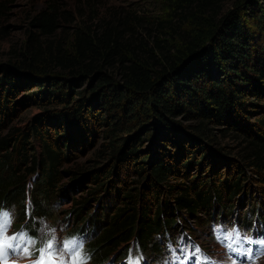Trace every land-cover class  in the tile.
I'll use <instances>...</instances> for the list:
<instances>
[{
  "label": "trees",
  "instance_id": "16d2710c",
  "mask_svg": "<svg viewBox=\"0 0 264 264\" xmlns=\"http://www.w3.org/2000/svg\"><path fill=\"white\" fill-rule=\"evenodd\" d=\"M222 1L171 0V18L181 23L178 26L171 19L156 23L159 31H169L171 40L151 32L141 39L131 28L135 17L113 7L93 17L91 25L82 22L69 29L66 43L57 37L64 35L66 27L59 23L61 13L55 1H47L31 16V29L16 58L0 65V210L12 213L16 228L37 234L41 220L51 218L53 203L66 191L58 184L63 174L59 166L70 158L67 152L76 146L75 141L88 143L89 137L74 129L91 116L107 126L113 139L129 131L131 142L127 151L124 145L117 150L113 144L114 161L107 169L84 174L81 167L66 170L72 178L70 188L97 184L68 212L77 224L68 234L90 236L86 243L90 264L120 262L133 245L138 252L158 254L166 249L165 236L176 227L181 213L209 217L204 221L210 235L211 221L231 218L220 212L213 219L214 211L241 190L245 170L207 150L202 140L213 135L211 126H221L217 128L221 132H243L246 166L257 174L253 180L258 182L254 188L258 202L253 208L264 220V5L241 0L238 8L244 10L218 18ZM247 4H253L252 9ZM4 8L0 2V15ZM114 69H122V84L111 80L109 72ZM85 79L93 95L87 99L84 93L75 100L72 90ZM31 87L38 89L29 96L62 109L38 118L29 131L12 126L1 134L9 122L11 98ZM121 100L122 114L108 119V106L114 108ZM252 112L262 117L248 122ZM177 115L192 125L183 131L173 119ZM54 123L58 128L52 137L48 126ZM179 127L183 132L178 135ZM153 133L157 154L145 169L136 142ZM31 134L42 142L38 157L33 155ZM128 162L139 164L135 170L140 176L147 169L151 176L145 177L139 191L118 190L120 205L106 210L104 203L117 195L113 185L120 166ZM196 164L199 172L189 177V184H168L172 204L160 197L161 183L167 184L170 175H179L182 169L187 173ZM102 199L100 214L88 215L91 205Z\"/></svg>",
  "mask_w": 264,
  "mask_h": 264
},
{
  "label": "rangeland",
  "instance_id": "374dc122",
  "mask_svg": "<svg viewBox=\"0 0 264 264\" xmlns=\"http://www.w3.org/2000/svg\"><path fill=\"white\" fill-rule=\"evenodd\" d=\"M47 1L49 0H0V2L4 3L5 5V8L0 15V28H5L0 35V65L2 63L9 62L10 60L13 61L16 58V55L19 53V49L27 36L28 30L31 29L29 25L31 16L34 15L36 11L43 8ZM50 1H55L59 6V13H61L59 23H61V25L65 26L66 28L64 29V35H58L57 37L65 43L67 41L68 34L70 33L69 29L82 22H86L87 25H91V23L93 22L91 19L93 17L104 15L107 9L112 7L124 12H129V15L135 17L134 21H131V28L134 29L136 35L140 36L141 39H146L149 35V32H151V35H167L161 37L171 40L172 38L169 36V31L165 30L166 34L162 31H159L156 26L157 21L164 20L168 22V19H171L178 26L179 23H181L176 20L177 18H171L174 11L170 5L171 0ZM263 1L264 0H257V5L263 6ZM240 2L241 0H223L221 6L219 7L220 12L217 17L219 18L225 16L229 11H237V13H240L242 9L244 10L243 7L242 9L238 8ZM247 6H250V8L252 9L253 4H247ZM244 12L248 13L250 11L246 10ZM247 18L250 21L249 17ZM109 73L111 80H113L115 83L122 84V69H114L112 71L110 70ZM89 82L90 81L88 79H85L80 87H74L72 93H74L73 97L75 98V100L81 98L83 96L82 94L84 93L86 94V96L88 95L87 99L91 98L93 93L92 91L90 92L91 86L89 85ZM37 89V87H31L29 89L22 88L16 93L15 96H13V98H11L12 101H10L9 105L12 107V109H10L11 114L9 116V122L1 134H5L7 130H11L10 128L12 126L19 127L23 131H29L31 125H33L38 118L45 117L46 115H52V110L54 109H62L63 106L49 104L48 101L37 100V98H32L31 96H29L32 92H36ZM124 100L126 105V99L124 98ZM124 100H121L119 102L120 104H116L114 108L113 106H111L110 108V105L108 106V109L110 111L109 115H107L108 119L112 120L116 113L120 115L122 114L121 109L123 108L122 103H124ZM96 105L97 104H95V106ZM98 111H100V109L96 110V112ZM99 113L105 116V114H103L104 111L102 112L101 110ZM93 114H95V112H93ZM260 117H262V114L252 112L248 118V122L253 123ZM173 119L174 121L179 122L183 131L185 126L192 125L193 123L181 117V115L173 116ZM103 124L104 123L100 122L98 118H94V116L92 118L91 116L83 123H80L78 125V128L76 127L74 129L75 132H77V129H79V134L82 133L85 137H89L88 143L86 139L78 142L75 141L76 146L68 150L67 154L70 158L61 162L59 167L63 171V174L62 178L58 182L60 188L62 187L63 189H66V191H64L61 196L57 197V202L53 203L51 218H49L48 220L42 219L40 222L41 226L37 230L38 237H48L52 239L55 255L57 257H60L65 262V264H70L69 260H71L72 257L68 252L64 250L63 240L65 238H68V232L71 230V228L77 225L76 220L72 215H69L68 212L72 209L73 206H75L76 200L81 199V196L87 195L90 190L97 187V184L95 182L88 183L86 182L87 180H85L84 183H86L84 185L70 188L69 186L72 182V178L69 177L70 175L66 173V170L68 171L69 169L81 167L83 170H80L84 174L90 172L91 170L100 168L107 169L114 161V158H112L111 156V153H113V144L115 147H117V150L124 145L123 149L127 151V149L129 148V143L131 142L129 141V136L131 134L129 133V131L122 132L117 136V139H113V137L110 136V133L106 132L107 126ZM63 126L65 128H70V126L65 124H63ZM56 127L58 128V125L56 123L50 124V126H48L52 137H55L54 135H56ZM125 127H129V125ZM219 127L221 126H211V129H213V133L211 132V134L213 135L210 138L202 140L203 144L208 151H212L216 156L221 155L231 162L239 163L245 170V176L241 190H239L234 196H231V198L225 199V203L217 207V209L214 211L213 219L218 218L219 213L221 212L224 218H227L229 214H231V217H237L242 225L245 223L252 224L255 218L259 219L260 222H264V220L262 221V218L255 214V210L253 208L256 205V202H258V198L256 197L257 193L254 189L257 186L258 182L253 180L254 177H257V174L252 168H248L246 166V164L249 163V160L247 158H244L245 152L243 151V147L245 145V142L243 138V132L233 130L221 132L217 129ZM138 130H140V127L137 125L136 131ZM177 132L178 135L182 134L180 127ZM154 137V133L152 137L144 135L141 136V141L136 142L137 150H139L140 153L139 161L144 160L142 165L145 167V169L149 168V161L152 160L157 154L153 149L154 145L152 141L154 140ZM29 141L32 144L31 147L33 149V155L38 157L40 152L42 151V142L40 138H38L34 134H31ZM186 146L187 149L194 150V147H190L188 145ZM169 147L171 148V146ZM172 149L173 151H175V148L173 146ZM197 154V156H199V152ZM143 156L146 157L142 159L141 157ZM177 156L180 157L179 154H177ZM138 165L139 164L131 165L128 162L127 164H124L123 167L120 166V173L118 175V177L120 178L117 177V182L114 183L115 185H113L116 186L114 187V189L117 190L115 192L117 195H115L112 200L106 201V203H104V199H102V201H95L93 205H91L88 215L93 214L95 211L100 214V207L102 205L101 202H103L104 205L107 206L106 210L110 207L120 205L119 203L121 200H119L118 197V190L122 191L125 189H134V191H139V189L142 187L143 181H145V177L148 175L151 176V173L150 169H147L144 175L140 176L135 170L136 166ZM196 166L197 164L189 168V170H187V173L185 169H182V172H180L179 175H170L167 179V184L161 183L163 191L160 197H163L164 199L166 198V200L170 201V203L172 204L173 199L170 191L167 189L168 184L177 182H185L186 184H189V177L197 175V172H199ZM222 170H224V167L220 171ZM34 175L35 173L31 177H34ZM220 179L222 178L220 177ZM107 188L110 190L109 185H107ZM177 216L178 219H175L176 227L170 230L169 234L165 236L164 245H166L167 240L176 243V241L180 237L184 236V238L188 241L191 240L193 242L201 243L204 249L202 250L200 245L197 244L199 250L201 249L203 253H206L207 255L213 257L219 264H264V255L259 258L256 263H240L237 261L235 262V260L233 261V259L228 255L225 247L223 248L222 245L214 239L213 235L209 234L208 227L205 225V221H207L209 217H206L202 213L199 212L197 215L181 213ZM211 216L212 215H210V217ZM84 222L85 221H83V224ZM260 222L256 220L255 229L261 228ZM90 225L91 223L89 221V223L85 225V228H88ZM212 226L213 221H211L210 223V228H212ZM14 228L16 227L14 226ZM8 230L10 229L7 228V231ZM89 238L90 236H88L87 242H89ZM195 246L196 244H194V247ZM130 248L136 249L134 245ZM201 250L200 252H202ZM140 255H142L145 263L147 264H166L168 260V252L166 249L160 250L158 254L149 253V251H141ZM12 256H15V258L20 259L21 261L26 259L21 252L16 254L10 253L7 259L3 260V262L5 264H9L10 260L13 258ZM78 256H80V248ZM0 264L3 263L0 262Z\"/></svg>",
  "mask_w": 264,
  "mask_h": 264
},
{
  "label": "snow or ice",
  "instance_id": "6c2138e0",
  "mask_svg": "<svg viewBox=\"0 0 264 264\" xmlns=\"http://www.w3.org/2000/svg\"><path fill=\"white\" fill-rule=\"evenodd\" d=\"M10 224V220L8 218L7 213H0V260H6L8 255L16 254L19 252H23L25 254L30 255L28 252V246L30 244L35 243L34 241L28 239L23 234L14 235L12 237H7L6 232L7 228ZM222 241L227 240L235 243L239 241V233L229 234L226 237H218ZM232 243H228L227 247L232 250ZM264 243V242H262ZM82 245L77 241H67L64 242L63 248L66 252L70 254L72 257V264H83L82 259H78L79 248ZM199 249L197 248V251ZM55 255L53 249V242L48 241L44 247L40 249V258L35 262V264H43L45 256L51 258ZM48 264H56V261L53 259H49ZM60 264H65L63 260L60 261Z\"/></svg>",
  "mask_w": 264,
  "mask_h": 264
},
{
  "label": "crops",
  "instance_id": "0c3cea01",
  "mask_svg": "<svg viewBox=\"0 0 264 264\" xmlns=\"http://www.w3.org/2000/svg\"><path fill=\"white\" fill-rule=\"evenodd\" d=\"M0 262H2L3 264H5L4 262H3V260H0ZM9 263V262H8ZM9 264H13V261H12V259L10 260V263Z\"/></svg>",
  "mask_w": 264,
  "mask_h": 264
}]
</instances>
